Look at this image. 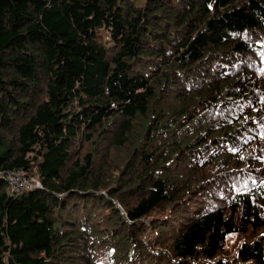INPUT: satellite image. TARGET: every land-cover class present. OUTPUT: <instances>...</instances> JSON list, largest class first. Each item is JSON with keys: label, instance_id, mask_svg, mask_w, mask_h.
<instances>
[{"label": "trees", "instance_id": "trees-1", "mask_svg": "<svg viewBox=\"0 0 264 264\" xmlns=\"http://www.w3.org/2000/svg\"><path fill=\"white\" fill-rule=\"evenodd\" d=\"M137 1L0 0V264H264V0Z\"/></svg>", "mask_w": 264, "mask_h": 264}, {"label": "built area", "instance_id": "built-area-1", "mask_svg": "<svg viewBox=\"0 0 264 264\" xmlns=\"http://www.w3.org/2000/svg\"><path fill=\"white\" fill-rule=\"evenodd\" d=\"M0 176L6 179L10 193L40 188V182L36 178L25 174L20 169L2 171Z\"/></svg>", "mask_w": 264, "mask_h": 264}, {"label": "rangeland", "instance_id": "rangeland-1", "mask_svg": "<svg viewBox=\"0 0 264 264\" xmlns=\"http://www.w3.org/2000/svg\"><path fill=\"white\" fill-rule=\"evenodd\" d=\"M134 1H136V0H134ZM142 2H143L142 0H138V1H137L138 4H142ZM100 35L103 36L104 45H105V46H109L110 43L108 42V37H107V35L105 34V32H104V31H100ZM236 242H237V237H236V236H231V237H229L228 244H227V248L232 247V245H233L234 243H236Z\"/></svg>", "mask_w": 264, "mask_h": 264}]
</instances>
